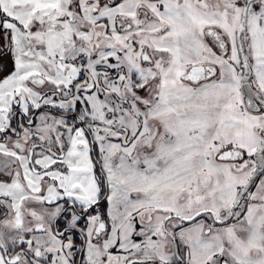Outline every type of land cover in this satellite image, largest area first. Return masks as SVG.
I'll return each mask as SVG.
<instances>
[{
  "label": "snow or ice",
  "instance_id": "1",
  "mask_svg": "<svg viewBox=\"0 0 264 264\" xmlns=\"http://www.w3.org/2000/svg\"><path fill=\"white\" fill-rule=\"evenodd\" d=\"M0 264H264V0H0Z\"/></svg>",
  "mask_w": 264,
  "mask_h": 264
}]
</instances>
